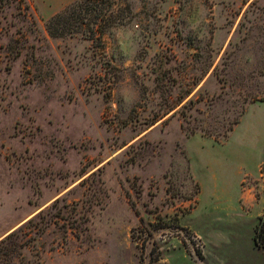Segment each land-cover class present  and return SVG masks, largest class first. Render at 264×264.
<instances>
[{
    "label": "rangeland",
    "instance_id": "1",
    "mask_svg": "<svg viewBox=\"0 0 264 264\" xmlns=\"http://www.w3.org/2000/svg\"><path fill=\"white\" fill-rule=\"evenodd\" d=\"M75 1L0 0V264H223L241 179L264 195V0L51 35Z\"/></svg>",
    "mask_w": 264,
    "mask_h": 264
},
{
    "label": "trees",
    "instance_id": "2",
    "mask_svg": "<svg viewBox=\"0 0 264 264\" xmlns=\"http://www.w3.org/2000/svg\"><path fill=\"white\" fill-rule=\"evenodd\" d=\"M127 0H77L62 12L50 17L46 23L53 36L83 34L92 40H101L107 25L122 22L121 4ZM255 244L264 247V219L260 218L255 231Z\"/></svg>",
    "mask_w": 264,
    "mask_h": 264
},
{
    "label": "crops",
    "instance_id": "3",
    "mask_svg": "<svg viewBox=\"0 0 264 264\" xmlns=\"http://www.w3.org/2000/svg\"><path fill=\"white\" fill-rule=\"evenodd\" d=\"M237 204V217L243 221V226L238 229L235 240L226 248L223 264H264V247L256 245L254 241L256 227L264 214V195L259 183L242 178ZM193 232L202 243V250L195 255L203 262L206 257L205 239L196 230L193 229Z\"/></svg>",
    "mask_w": 264,
    "mask_h": 264
},
{
    "label": "built area",
    "instance_id": "4",
    "mask_svg": "<svg viewBox=\"0 0 264 264\" xmlns=\"http://www.w3.org/2000/svg\"><path fill=\"white\" fill-rule=\"evenodd\" d=\"M259 174H260V176H263V179H264V164L261 165ZM199 246H200V248H202V243Z\"/></svg>",
    "mask_w": 264,
    "mask_h": 264
},
{
    "label": "water",
    "instance_id": "5",
    "mask_svg": "<svg viewBox=\"0 0 264 264\" xmlns=\"http://www.w3.org/2000/svg\"><path fill=\"white\" fill-rule=\"evenodd\" d=\"M263 219H264V215H263Z\"/></svg>",
    "mask_w": 264,
    "mask_h": 264
}]
</instances>
